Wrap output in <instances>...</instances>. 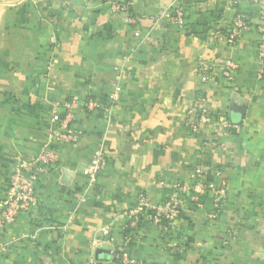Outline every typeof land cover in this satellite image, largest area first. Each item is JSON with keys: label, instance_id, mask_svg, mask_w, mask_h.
<instances>
[{"label": "crops", "instance_id": "1", "mask_svg": "<svg viewBox=\"0 0 264 264\" xmlns=\"http://www.w3.org/2000/svg\"><path fill=\"white\" fill-rule=\"evenodd\" d=\"M123 1L0 0V202L16 164L36 157L54 130L77 135L51 143L57 160L37 176L38 204L0 233V264H124L114 249L127 238L136 264H264L257 6L240 1L251 28L230 47V0H186L182 27L169 21L177 0H131V12L143 17L137 25L112 10ZM228 57L240 63L233 80L217 71L215 82H202V62ZM115 83L120 97L108 114L84 109ZM199 96L210 117L193 132L185 119ZM226 121L238 128L215 137ZM99 148L108 161L82 202ZM198 164L229 184L215 222L207 196L204 208L186 198L173 225L147 212L132 224L125 213L140 193L160 203ZM105 227L113 243L97 242Z\"/></svg>", "mask_w": 264, "mask_h": 264}, {"label": "built area", "instance_id": "2", "mask_svg": "<svg viewBox=\"0 0 264 264\" xmlns=\"http://www.w3.org/2000/svg\"><path fill=\"white\" fill-rule=\"evenodd\" d=\"M186 0H177L172 8V14L169 16L170 23L182 27L185 22V3ZM241 0H230V9L233 11L232 28L225 34V41L230 47H234L241 35L251 28V22L248 15L240 8ZM258 8V24L257 31L259 33L258 38V58L259 69L258 76L264 74V0H252ZM132 1L127 0L123 2H115L112 4V10L125 16V21L128 24L137 25L143 17L140 15H134L131 12ZM155 19V18H154ZM214 36L216 33H213ZM240 68V63L233 58H222L215 63L202 62L199 67V73L201 80L204 83H210L216 81L215 73L220 72L221 76L228 80H233L237 70ZM122 86L119 83H115L113 90L109 96L110 105L106 108L105 114L110 112L112 106L119 100ZM205 96H199L194 100L189 111L186 124L193 132H199L202 124L210 117L209 109L205 105ZM57 107L69 108L68 102L56 104ZM100 107V101L96 98H88L84 103V109L92 111ZM67 126L64 124L63 126ZM230 128H238L236 125L231 124L230 121L223 122L217 125L214 129L215 137ZM77 140V135L71 130L60 131L54 130L51 133L50 138L46 141L39 154L31 160L21 159L14 167L9 189L6 197L0 202V233L7 224L14 222L23 210H27L32 206L38 204L36 195V180L39 172L44 170V165H49L57 160V153L51 147L53 141L61 142H74ZM107 151L103 148L97 149L92 158L90 159L87 168L85 170L88 182L83 189V195L81 201L86 200L88 191L94 186L97 179V174L107 164ZM215 174L220 176L217 180H211L210 175ZM229 189L228 181L222 176L219 170L213 172L208 171L202 164L196 165L191 172L190 182L175 184L174 191L164 201L160 203H154L146 193H140L138 195L137 205L128 210L125 214L131 219L134 226L138 224L140 218L144 212L148 213L149 218L155 222L160 223L162 220L168 222L169 225H173L179 218L184 203L187 200L193 202L198 208L205 207V198H210V208L207 213V218L211 222H215L218 218L222 204L227 198ZM102 241L114 242V237L109 227H105L101 230V236L97 239V242ZM129 238H127L123 244L116 245L114 252L115 257L124 264H136L137 262L131 257L130 252L127 249ZM4 244L0 242V249Z\"/></svg>", "mask_w": 264, "mask_h": 264}, {"label": "trees", "instance_id": "3", "mask_svg": "<svg viewBox=\"0 0 264 264\" xmlns=\"http://www.w3.org/2000/svg\"><path fill=\"white\" fill-rule=\"evenodd\" d=\"M88 98H95V97H92V96H89ZM87 98V99H88ZM108 98L107 95H102L100 96V107H98L97 110L100 114H105V111H106V108L110 105V100L108 102Z\"/></svg>", "mask_w": 264, "mask_h": 264}, {"label": "rangeland", "instance_id": "4", "mask_svg": "<svg viewBox=\"0 0 264 264\" xmlns=\"http://www.w3.org/2000/svg\"><path fill=\"white\" fill-rule=\"evenodd\" d=\"M154 20H158L157 18H155Z\"/></svg>", "mask_w": 264, "mask_h": 264}]
</instances>
